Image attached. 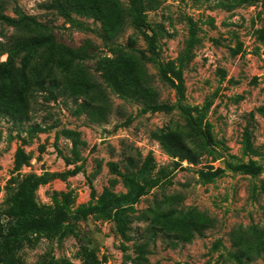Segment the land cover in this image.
<instances>
[{"label":"rangeland","instance_id":"1","mask_svg":"<svg viewBox=\"0 0 264 264\" xmlns=\"http://www.w3.org/2000/svg\"><path fill=\"white\" fill-rule=\"evenodd\" d=\"M69 2L88 14L57 0H0L1 15L15 19L20 11L59 45L89 56L82 64L90 83L70 77V90L59 77L50 95L37 87L52 80L47 70L37 73L33 58L9 60L0 49V264H131L144 225L126 224L129 243L118 226L173 196L177 209H196L213 227L176 249L157 237L148 264H264V252L248 261L233 247L235 232L246 240L264 230V0H142L138 29L135 0ZM15 35L0 21V45ZM106 58L158 105L179 100L192 124L177 110L143 112L111 92L97 69ZM84 104L105 108L106 121L79 113ZM111 165L137 186L157 184L137 198ZM114 197L129 204L119 217ZM20 221L25 230L11 239Z\"/></svg>","mask_w":264,"mask_h":264},{"label":"trees","instance_id":"2","mask_svg":"<svg viewBox=\"0 0 264 264\" xmlns=\"http://www.w3.org/2000/svg\"><path fill=\"white\" fill-rule=\"evenodd\" d=\"M57 1L63 10H69L81 17L88 14V10L81 5H74L70 3L69 0ZM142 10V0H135V7L133 10L135 16L133 18V22L131 23L135 29L141 28L143 25L141 23ZM15 16V19H11L0 14V21L12 28L16 34L12 39V44H7L6 46L0 45V49L2 50L3 55L8 56L9 60L20 56H23L24 59L33 58L36 62H38L39 69L37 73H43L47 70L49 79L52 80L46 89L44 88V84H39L37 86L38 88L45 90L52 95V90L59 88V85L57 84L59 77H62V80L65 81L64 84L67 85L66 87L70 88V90H72L73 87L68 82L70 77L74 78V81L76 80L79 82L78 85L80 86H90V83L85 78L86 74L83 70L84 67L82 64V62L89 59V56L59 45L55 37L48 32L47 29H38L39 26L35 24L32 19L24 17L20 11H15ZM65 17L67 18V23L71 26L78 24V22L71 19L68 14H65ZM119 18L120 20H117L115 30L119 29L122 24V18ZM114 52H117V50ZM141 55L148 62L152 61L145 58L143 54ZM115 64L116 62L114 63V61L106 58L98 64L97 68L98 71L101 72V78L103 79L105 85L111 90V92L116 93L121 98L131 99L141 104L144 107L143 112L149 111L156 113L161 111L171 112L173 110H177L181 117L188 122V124H192L193 117L190 115L189 110L180 104L179 100L174 106H168L167 104L158 105L156 103V99L154 98V93H148V90L139 79H121L120 72L116 74L117 67ZM53 66H55L54 69ZM25 72L26 68L24 73ZM160 72L162 81H165L177 90V97L181 96L182 89L177 88L174 85V81L169 79L163 71L160 70ZM79 109V113L81 111H88L87 114L91 117L94 116L93 121L97 123H104L106 121L107 114L105 108L101 107L100 109L97 108L90 110L88 106L84 104L80 106ZM183 161H186L191 165L196 163V160H192L188 156H180L179 162ZM174 166L179 167L180 164H174ZM111 173L118 175L122 179V183L125 188L133 190V193H135L137 198L145 195V188L151 190L157 184L156 180H148L145 182V185L137 186L136 183L130 182L128 176L121 175L117 172L115 167L112 165ZM107 198H110V195H107ZM128 199V196H125V200L128 201ZM25 201H28V196L25 198ZM110 202L114 204L113 210H117V217L127 212L125 209L122 210V208L129 204L123 205L121 201L115 197L112 198ZM178 202V196L163 198L161 202L155 200L152 207L140 213L137 217L132 216L133 218L131 221H123L118 226L119 233L121 234L123 240L129 243L132 239L127 236V232H130L131 229L127 227L126 224H132L133 220H135L144 225V232L146 235L143 238V243L136 241L131 247L133 256L131 258V264H148L146 256L149 254V247L150 245L155 244V239L157 237H159L169 248L176 249L180 245L186 244L196 237H200L203 232L213 227L214 220L209 218L207 215L198 212L196 209H177L176 207ZM108 206L109 204H107L105 208ZM20 210L22 215L25 216L27 208L24 202L22 203ZM25 227V222L20 221L19 226L9 234V237L11 239L17 238L25 230ZM250 236L252 237H246V240H243L242 230H240V232H235L233 235V247L239 254H243V258L248 261L253 259V257H251L252 254L257 256L264 252V230H257L254 235L252 234Z\"/></svg>","mask_w":264,"mask_h":264}]
</instances>
